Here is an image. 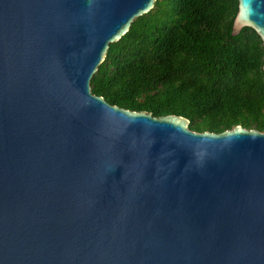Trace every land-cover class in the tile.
<instances>
[{
	"label": "water",
	"instance_id": "obj_1",
	"mask_svg": "<svg viewBox=\"0 0 264 264\" xmlns=\"http://www.w3.org/2000/svg\"><path fill=\"white\" fill-rule=\"evenodd\" d=\"M156 1L0 0V264H264V132L91 91ZM244 28L264 49V0Z\"/></svg>",
	"mask_w": 264,
	"mask_h": 264
},
{
	"label": "trees",
	"instance_id": "obj_2",
	"mask_svg": "<svg viewBox=\"0 0 264 264\" xmlns=\"http://www.w3.org/2000/svg\"><path fill=\"white\" fill-rule=\"evenodd\" d=\"M237 11L238 0H157L110 44L92 93L154 117L182 116L197 133L264 132V49L250 28L232 36Z\"/></svg>",
	"mask_w": 264,
	"mask_h": 264
}]
</instances>
